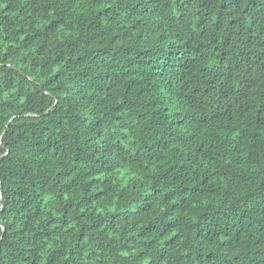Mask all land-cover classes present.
Wrapping results in <instances>:
<instances>
[{"label": "trees", "instance_id": "obj_1", "mask_svg": "<svg viewBox=\"0 0 264 264\" xmlns=\"http://www.w3.org/2000/svg\"><path fill=\"white\" fill-rule=\"evenodd\" d=\"M0 264H264V0H0Z\"/></svg>", "mask_w": 264, "mask_h": 264}]
</instances>
